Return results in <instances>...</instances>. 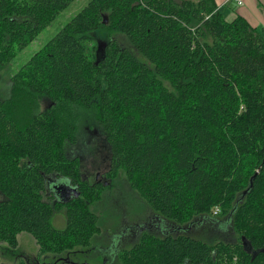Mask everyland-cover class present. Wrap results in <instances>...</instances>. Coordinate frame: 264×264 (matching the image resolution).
Wrapping results in <instances>:
<instances>
[{
  "label": "trees",
  "instance_id": "obj_1",
  "mask_svg": "<svg viewBox=\"0 0 264 264\" xmlns=\"http://www.w3.org/2000/svg\"><path fill=\"white\" fill-rule=\"evenodd\" d=\"M76 1L0 0V69ZM10 82L0 99L9 250L28 233L40 255L70 264L100 232L90 206L103 185L68 154L88 114L111 151L109 179L123 173L177 228L144 231L121 264H264V31L226 20L215 0H90ZM61 177L78 196H53ZM59 212L63 230L52 225ZM198 219L224 222L231 236L193 237L185 230Z\"/></svg>",
  "mask_w": 264,
  "mask_h": 264
},
{
  "label": "rangeland",
  "instance_id": "obj_2",
  "mask_svg": "<svg viewBox=\"0 0 264 264\" xmlns=\"http://www.w3.org/2000/svg\"><path fill=\"white\" fill-rule=\"evenodd\" d=\"M90 0H77L68 10L58 15L28 48L19 52L9 65L0 69V99L9 96L11 78L18 68L26 63L46 43L52 40L74 15L81 11ZM130 46L127 41H123ZM77 144L68 147L71 157L81 159L82 173L88 182L101 183L102 198L90 206V210L98 217L100 232L91 240L87 247L79 248L69 255L70 264H121L118 258L122 250L134 245L142 233L148 229L158 236L166 232L176 231L173 223L160 218L134 190L131 189L123 173L111 181L108 171L111 163V151L101 128L93 118L84 114L77 120ZM99 175V177H97ZM56 184L60 187H70V180L61 177ZM54 228H66L64 212L57 213L52 219ZM191 226V225H190ZM230 226L217 220H195L194 224L185 230L193 237L208 240L231 236ZM229 232V233H228ZM19 245L16 250H9L5 243L0 242V261L8 264H21L30 259L32 264H53V255L42 256L34 237L28 233L18 236ZM68 259V257L66 258Z\"/></svg>",
  "mask_w": 264,
  "mask_h": 264
},
{
  "label": "crops",
  "instance_id": "obj_3",
  "mask_svg": "<svg viewBox=\"0 0 264 264\" xmlns=\"http://www.w3.org/2000/svg\"><path fill=\"white\" fill-rule=\"evenodd\" d=\"M225 13L228 21L237 17L245 18L248 23L264 31V0H215Z\"/></svg>",
  "mask_w": 264,
  "mask_h": 264
},
{
  "label": "flooded vegetation",
  "instance_id": "obj_4",
  "mask_svg": "<svg viewBox=\"0 0 264 264\" xmlns=\"http://www.w3.org/2000/svg\"><path fill=\"white\" fill-rule=\"evenodd\" d=\"M97 177H99V175ZM73 188H75V187L74 186L64 187V192L57 193L53 196L57 197V195H58V196H61L63 199H66L67 197L73 196L75 194V192H72ZM244 246H248V243L246 241L244 243Z\"/></svg>",
  "mask_w": 264,
  "mask_h": 264
},
{
  "label": "built area",
  "instance_id": "obj_5",
  "mask_svg": "<svg viewBox=\"0 0 264 264\" xmlns=\"http://www.w3.org/2000/svg\"><path fill=\"white\" fill-rule=\"evenodd\" d=\"M219 213H220V209H219V208H216V209L214 210V215H215V216H218Z\"/></svg>",
  "mask_w": 264,
  "mask_h": 264
},
{
  "label": "water",
  "instance_id": "obj_6",
  "mask_svg": "<svg viewBox=\"0 0 264 264\" xmlns=\"http://www.w3.org/2000/svg\"><path fill=\"white\" fill-rule=\"evenodd\" d=\"M61 192H64V187H61ZM71 192V191H70ZM72 192H75V194L78 196L77 191L75 188L72 189Z\"/></svg>",
  "mask_w": 264,
  "mask_h": 264
}]
</instances>
